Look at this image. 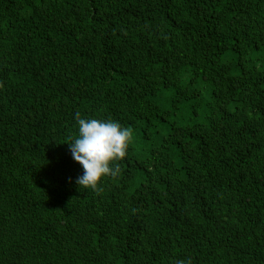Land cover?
Returning <instances> with one entry per match:
<instances>
[{"label":"trees","instance_id":"16d2710c","mask_svg":"<svg viewBox=\"0 0 264 264\" xmlns=\"http://www.w3.org/2000/svg\"><path fill=\"white\" fill-rule=\"evenodd\" d=\"M0 264H264V0H0Z\"/></svg>","mask_w":264,"mask_h":264},{"label":"clouds","instance_id":"9594fccd","mask_svg":"<svg viewBox=\"0 0 264 264\" xmlns=\"http://www.w3.org/2000/svg\"><path fill=\"white\" fill-rule=\"evenodd\" d=\"M77 123L78 135L65 142L83 169L76 183L99 190L103 177L117 175L119 169L112 165L127 155L132 131L115 120L78 117Z\"/></svg>","mask_w":264,"mask_h":264}]
</instances>
